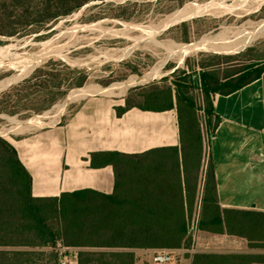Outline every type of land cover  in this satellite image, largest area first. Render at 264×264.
<instances>
[{"label": "rangeland", "instance_id": "obj_1", "mask_svg": "<svg viewBox=\"0 0 264 264\" xmlns=\"http://www.w3.org/2000/svg\"><path fill=\"white\" fill-rule=\"evenodd\" d=\"M47 1L0 0V139L8 143L17 131L52 125L78 101H67L77 94L117 93L122 86L128 90L135 85L140 88L132 94L144 91L147 104L159 105L166 102L164 96H149L175 91L179 84L180 95L192 104L176 100L182 130L199 129L207 145L215 121L207 112L211 98L199 85V73L220 80L264 63V0H87L42 23L40 19L59 7ZM203 37L219 40L186 53L182 61L172 54L185 52ZM46 100L49 104L43 106ZM6 157L8 149L0 143V174ZM197 215L191 213L180 247L155 249H171L174 264H191L199 253H245L198 250V240L216 248L223 241L219 236L198 239ZM253 249L251 254L264 260V248ZM33 250L34 264H57L51 248ZM137 250L134 264H151L152 251Z\"/></svg>", "mask_w": 264, "mask_h": 264}, {"label": "crops", "instance_id": "obj_2", "mask_svg": "<svg viewBox=\"0 0 264 264\" xmlns=\"http://www.w3.org/2000/svg\"><path fill=\"white\" fill-rule=\"evenodd\" d=\"M237 75L234 71L220 81H233ZM131 87L117 93L91 92L76 98L77 94L67 101H78L52 125L30 126L13 134L27 133L9 142L31 176L32 196L59 197L89 189L111 197L114 205L109 209L119 213H199L210 162L220 208L264 212V71L236 90L211 94L215 124L207 145L202 139L199 158L197 146L194 152L190 143L180 140L175 92L150 95L167 99L151 105L144 91L132 94L140 86ZM106 151L118 154L113 163L91 165V155ZM139 228L135 220L133 239L122 242H165L154 232L141 239L136 234ZM213 236L223 241L222 248L203 246L198 240V250L254 252L245 238L197 229L202 241ZM120 249L137 253L139 247Z\"/></svg>", "mask_w": 264, "mask_h": 264}, {"label": "trees", "instance_id": "obj_3", "mask_svg": "<svg viewBox=\"0 0 264 264\" xmlns=\"http://www.w3.org/2000/svg\"><path fill=\"white\" fill-rule=\"evenodd\" d=\"M50 1L59 6L58 10L40 19L42 23L59 14L77 9L87 0H48L47 2ZM71 1L72 3L68 4ZM49 6L50 4L45 8L48 9ZM118 16L130 18V15ZM263 71L264 63L253 65L238 72L233 81L225 82L200 72L199 85L205 95L211 98L214 92L233 91L240 88L257 78ZM206 77L210 78L213 84H210ZM78 89L80 88L74 91ZM179 91V84H175L176 100L181 99L192 106L191 101L180 95ZM207 112L212 114V104ZM178 129L180 140L192 145L190 150L195 152L196 146L198 147L199 158L202 142L199 129L192 133L183 131L179 114ZM0 143L8 149V157L3 162L4 172L0 174V264H34L30 255L37 252L33 250L34 248L39 247L51 248L52 259L56 261L57 254L54 247L57 242L82 248L78 252L79 264H134V252L120 248H175L180 247L181 241L185 238L192 212L119 213L109 209L111 205H114L110 200L111 197L89 189L61 194L59 197L32 196L31 176L19 160L15 148L1 139ZM117 155L116 152L110 151L93 154L91 165L113 163ZM96 157L100 159L97 163ZM135 220H138L140 224L136 234H139L141 239L142 235L154 232L155 237L165 242L154 245L123 243L124 239H133L131 226ZM197 227L199 230L211 233L245 238L250 248H264V212L220 208L210 162L205 171ZM107 235L112 238L103 239ZM27 247L31 250L24 249ZM253 255L251 253L229 255L199 253L193 256L191 264H224V260L228 261L225 262L226 264L264 263V260L256 259Z\"/></svg>", "mask_w": 264, "mask_h": 264}, {"label": "built area", "instance_id": "obj_4", "mask_svg": "<svg viewBox=\"0 0 264 264\" xmlns=\"http://www.w3.org/2000/svg\"><path fill=\"white\" fill-rule=\"evenodd\" d=\"M54 250L57 253V264H79L78 249L57 242ZM151 264H174V255L171 249H154L150 255Z\"/></svg>", "mask_w": 264, "mask_h": 264}, {"label": "bare ground", "instance_id": "obj_5", "mask_svg": "<svg viewBox=\"0 0 264 264\" xmlns=\"http://www.w3.org/2000/svg\"><path fill=\"white\" fill-rule=\"evenodd\" d=\"M172 16H170V18H171ZM261 28H264V25L261 27ZM219 39H210V38H206V37H203L202 39H200L198 42H196L195 44H193V45H191L185 52H183V53H180V54H176V53H172L173 55H175V56H178V59L180 60V61H182L183 59H184V56H185V54L186 53H188V52H194V51H196V50H198L199 48H201V47H203V46H208V45H210V44H212L213 42H215V41H218ZM46 52V50L45 51H43L42 53H45ZM39 53H41V52H39ZM34 55H36V54H33L32 55V57L34 58ZM4 83V82H3ZM125 88H127V87H124L122 90H124ZM121 90V91H122ZM81 95L79 94L76 98H78V97H80ZM55 116H57L56 114H55ZM45 126V125H44Z\"/></svg>", "mask_w": 264, "mask_h": 264}]
</instances>
